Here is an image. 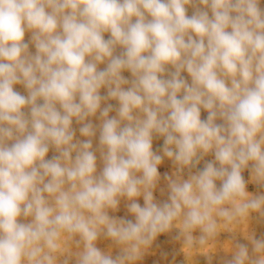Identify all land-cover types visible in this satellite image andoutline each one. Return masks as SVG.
Masks as SVG:
<instances>
[{
    "label": "clouds",
    "instance_id": "clouds-1",
    "mask_svg": "<svg viewBox=\"0 0 264 264\" xmlns=\"http://www.w3.org/2000/svg\"><path fill=\"white\" fill-rule=\"evenodd\" d=\"M259 5L0 0V264H137L173 227L184 248L204 247L250 213L264 217V194L248 192L243 176L250 169L264 188ZM97 113L98 126L90 119ZM73 121L87 139L75 138ZM154 137L163 138L160 152ZM50 149L56 155L48 159ZM164 158L175 171L163 174L168 199L157 202ZM122 199L134 222L109 215ZM244 234L251 253L229 242L226 264H264V239ZM101 236L120 253L98 248Z\"/></svg>",
    "mask_w": 264,
    "mask_h": 264
},
{
    "label": "rangeland",
    "instance_id": "rangeland-1",
    "mask_svg": "<svg viewBox=\"0 0 264 264\" xmlns=\"http://www.w3.org/2000/svg\"><path fill=\"white\" fill-rule=\"evenodd\" d=\"M202 7V6H201ZM259 7L264 10V0H260ZM195 8L192 6L188 7V15L191 16ZM210 14V13H209ZM109 38V34L105 33V39ZM31 33H26L25 41L30 42ZM29 50L31 52H35V48L33 45L29 46ZM121 49H117L116 53L119 54ZM101 69L105 67L104 64L99 66ZM171 70V69H170ZM123 76L129 80H131V74L127 71L122 73ZM182 75L191 82L190 77L188 74L182 73ZM15 90L21 93L22 95H27L26 89L23 85L17 84L14 86ZM107 89H101V95H106ZM107 103L113 104L114 107L118 106L117 101L109 100ZM105 105L102 104V107ZM28 110L25 109V112ZM110 116H115L116 112L113 111L109 114ZM207 113L202 110L201 118H206ZM94 125H99V113L97 116L90 118ZM220 121H218L219 123ZM81 127L80 124H77L73 121V128L76 131V139L77 140H85L86 137H83L79 133V128ZM99 145V133L97 132V136L93 138V148L98 149ZM163 146V138L162 137H154L153 138V150L160 152ZM162 154V152H161ZM56 155L54 149H50L48 156L46 158L50 159L52 156ZM97 164H98V173L102 169L103 164L99 158V152L97 151ZM214 159L213 155L205 156L203 160H201L200 164L197 165L196 169L193 171L200 170L204 167L206 161H211ZM159 171L161 173V179L153 191L154 198L157 202H163L168 199V188H167V181L163 178V174L167 172L169 175L175 171V167L172 162L168 158H164L163 163L159 166ZM187 171L184 173V178L187 179ZM243 176L245 181L247 182L246 190L253 195H260L264 194V188L256 185L251 181V172L250 169H246L243 172ZM220 182L217 181V186L219 187ZM137 202L143 206L144 200L143 197L137 198ZM129 203L126 199H122L120 206L117 211H109L110 216H115L117 218H126L135 220V217L132 216L126 208V204ZM234 232L228 231H221L215 241L210 240L208 245L204 247H200L199 245H194L192 248L186 247L184 248V240L181 237L177 239V236L180 234V229L173 227L169 232L163 233L158 235L156 240L153 242L152 246L148 248V250L144 253L137 264H226L227 261L232 259V252L228 250L225 245L231 242L232 244L235 243H242L245 244L249 248V252L252 251V245L250 241L245 237L244 232H248L249 234L253 235L256 239H264V217H261L259 213L252 212L250 213L248 220L243 221L234 226ZM223 228V225L221 226ZM201 235L200 231L197 229L193 232L194 237H199ZM97 247L100 248L104 252H111V255L115 257L120 253V248L115 246L111 240L101 236L97 241ZM208 252V253H206ZM71 264H74V259L71 261Z\"/></svg>",
    "mask_w": 264,
    "mask_h": 264
}]
</instances>
